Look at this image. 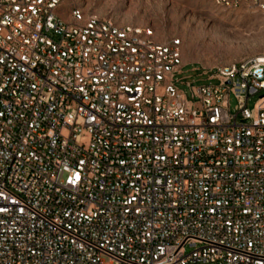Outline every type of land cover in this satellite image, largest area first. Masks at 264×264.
Segmentation results:
<instances>
[{
    "label": "built area",
    "instance_id": "1",
    "mask_svg": "<svg viewBox=\"0 0 264 264\" xmlns=\"http://www.w3.org/2000/svg\"><path fill=\"white\" fill-rule=\"evenodd\" d=\"M186 66L76 0H0V264H264V53L192 100Z\"/></svg>",
    "mask_w": 264,
    "mask_h": 264
},
{
    "label": "rangeland",
    "instance_id": "2",
    "mask_svg": "<svg viewBox=\"0 0 264 264\" xmlns=\"http://www.w3.org/2000/svg\"><path fill=\"white\" fill-rule=\"evenodd\" d=\"M76 5L122 25L150 27L159 43L179 38L187 66L176 76V85L189 100L187 83L216 86L218 80H209L211 70L264 53V14L219 10L210 0H76ZM260 96L250 99L249 109ZM237 104L231 96L232 113Z\"/></svg>",
    "mask_w": 264,
    "mask_h": 264
}]
</instances>
